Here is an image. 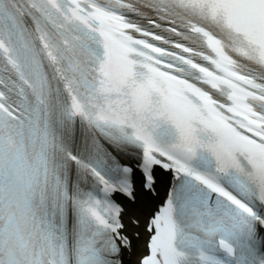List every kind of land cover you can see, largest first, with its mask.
I'll list each match as a JSON object with an SVG mask.
<instances>
[{
	"label": "snow or ice",
	"instance_id": "obj_1",
	"mask_svg": "<svg viewBox=\"0 0 264 264\" xmlns=\"http://www.w3.org/2000/svg\"><path fill=\"white\" fill-rule=\"evenodd\" d=\"M0 264H264V0H0Z\"/></svg>",
	"mask_w": 264,
	"mask_h": 264
}]
</instances>
